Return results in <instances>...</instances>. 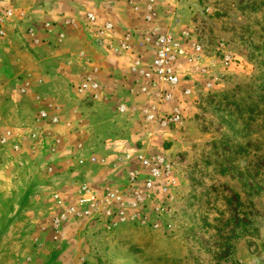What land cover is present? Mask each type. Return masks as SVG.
Returning <instances> with one entry per match:
<instances>
[{
    "label": "rangeland",
    "instance_id": "rangeland-1",
    "mask_svg": "<svg viewBox=\"0 0 264 264\" xmlns=\"http://www.w3.org/2000/svg\"><path fill=\"white\" fill-rule=\"evenodd\" d=\"M0 1L41 5L53 22L54 31L41 30L39 48H31L25 35L12 38L5 60L9 74L18 73L20 64L10 55L15 45L26 65L35 63L36 56L42 71L70 92L68 103L86 120L68 134L74 139L81 130L84 143L108 157L125 150L162 156L177 178L165 193L163 222L171 228L127 225L112 233L92 226L71 229L76 251L87 254L90 264H264V0H68L71 14L66 0ZM147 4L154 12L150 22L144 19ZM88 11L98 24L109 19L118 33L131 34L133 52L113 54L107 36L86 22ZM65 13L79 25L66 28L59 40L64 25L55 15ZM129 18L135 24L131 30ZM151 32L171 33L188 53L194 43L200 46L195 66L179 59L180 83L174 100L161 110L177 104L181 119L168 127L145 120L143 110L155 100L136 93L128 70L136 54L146 62L152 59V43L140 47ZM63 60L70 66L67 73L51 70ZM91 71L103 85L97 101L81 99L73 90L78 76ZM120 103L127 106L125 112L118 111ZM5 156L0 155V163ZM27 174L18 169L12 177V171L2 187L0 220H6L17 190L32 187ZM31 176L42 179L38 169ZM23 232L0 240V256L21 250Z\"/></svg>",
    "mask_w": 264,
    "mask_h": 264
},
{
    "label": "built area",
    "instance_id": "built-area-1",
    "mask_svg": "<svg viewBox=\"0 0 264 264\" xmlns=\"http://www.w3.org/2000/svg\"><path fill=\"white\" fill-rule=\"evenodd\" d=\"M137 10L138 6L134 5ZM144 19L150 22L154 12L150 4L146 6ZM15 9L5 2H0V37L5 36L6 28L13 21ZM22 16L21 13H18ZM86 22L95 25L101 36H107L110 51L118 56L133 52L129 34L118 33L115 25L109 19L98 24V18L92 11L85 16ZM63 25L67 27L78 26V21L73 18H64ZM41 26L46 32L53 31V22L43 20ZM29 36L34 38L32 28H28ZM65 33L59 32L58 38H64ZM151 42L153 56L149 62L143 60L137 54L132 58L129 65V75L135 82L136 93L150 96L155 101L143 110L145 120L154 122L162 127L176 124L181 119V109L177 104L162 108V105L170 104L174 100V91L180 83L179 59L185 57L187 62L196 65L200 60V46L192 45V53L174 38L171 33L158 32L144 35L143 42ZM230 60L224 58L225 64ZM97 72H85L78 76L74 85L77 97L89 101H97L101 98L102 83L96 76ZM25 87H21L24 92ZM134 91V92H135ZM189 89L185 92L189 93ZM39 108L36 114L29 119L22 130L14 131L7 129L0 133V147L10 146V149L19 153L23 146H36L37 144H58L60 137L74 129L80 128L78 124L71 126V121L62 119L60 116L62 106L53 100H39ZM159 107H157V106ZM119 112H125L128 108L120 103L117 107ZM80 124V120H78ZM77 137L70 144L69 158L78 167L101 168L109 175L101 185L80 183L77 192L71 197L53 193V203L59 209L58 213L51 218V226L57 233L60 226L68 221L74 222L81 228L92 226L105 232H114L116 229L135 225L152 230L161 228L169 229L171 224L164 223L165 195L169 194L170 188L175 187L177 178L169 162L162 156L148 155L141 150H125L119 154L108 157L106 155L81 154L83 140L81 130L76 131ZM25 144V145H24ZM50 144V150L55 151V146ZM49 171V169H48ZM121 176V180H113L115 175ZM167 192V194H165ZM173 194H170L171 196ZM80 264H90L85 254L78 256Z\"/></svg>",
    "mask_w": 264,
    "mask_h": 264
},
{
    "label": "crops",
    "instance_id": "crops-1",
    "mask_svg": "<svg viewBox=\"0 0 264 264\" xmlns=\"http://www.w3.org/2000/svg\"><path fill=\"white\" fill-rule=\"evenodd\" d=\"M66 1V10L69 12L72 9L69 10L70 3L68 0ZM79 2L77 1V3ZM12 7L15 9L16 14L13 21L7 25L5 36L0 37V133L7 129L22 130L29 119L36 114L40 106L39 100L56 101L62 106L60 113L62 119L68 117L72 119L74 117L73 119L76 122L72 120L73 124L83 127L86 120L84 119L85 115L81 114L79 108H75L71 103H68L70 92L59 82H55L46 70L43 72L42 65L38 66L35 56L36 51L33 54L29 53L35 56V58L33 57L35 63H31L29 60L26 65L23 58L19 59V51L14 45L13 49L15 51L11 48L10 55L13 56V61L19 62L20 69L18 73L9 74L11 68L5 60V54L10 51V49L8 51V48L12 47V38L25 35L31 48H39L38 46L42 44V38H40L43 29L41 22L48 19L41 5L35 4L31 8L18 7L17 5ZM18 13H21L22 16H19ZM71 13L73 12L67 14ZM69 16L71 17V15ZM69 16L66 13L61 16L55 15L61 21ZM73 19L77 20L76 18ZM129 20L130 25L127 28L131 30L130 27L135 24L132 18H129ZM28 28H32L34 38L37 41L29 36ZM66 28L70 27L64 25L62 31L64 32ZM7 38H9V43L6 46V43L2 44V42ZM55 66L58 68L53 69L51 67L52 71H58L59 69L60 72H63L64 69L67 73L70 69L66 60L61 61L60 66L54 65L53 67L55 68ZM45 68L47 67L45 66ZM21 87H25L26 90L21 92ZM71 119L68 118L67 120L71 121ZM78 120H80V124ZM60 139L61 142L55 145L46 141V143L37 144L36 146L31 145L27 148L23 146L19 153L13 152L9 145L0 147V155L9 157L7 159L5 156L4 161L0 163V179H2L0 180V200L4 193L2 187L7 183L6 181L11 180L8 177L12 171V177H15L18 169L22 172H29L27 174L28 180H31L33 184L31 188L24 186V188L17 190L18 198L8 206L6 220H0V240L4 239L7 234L24 231L20 235L21 250L14 255L7 256L8 258L0 256V264H3L4 261H7L6 264H80L78 256L85 254L81 249L76 251L77 248L74 246L76 239L68 235L69 230L80 229L81 226L68 221L60 226L57 233L53 230L51 218L59 211L53 203V193L57 192L61 196L71 197L76 194L78 184L95 183L101 185L106 181H110L108 179L109 175L101 168L95 170V168H90L87 165L78 167L69 158L70 144L74 139L70 134L61 136ZM50 144L55 146V151L50 150ZM83 146L81 154L89 155L91 152L104 154L97 153L94 148L88 147L84 141ZM37 169L42 179L35 181L31 173L33 171L37 172ZM110 177L113 180L122 181L121 176H118V174L115 175V178ZM28 227L29 230L26 231ZM57 245L59 248H57ZM47 246L52 247L49 249ZM85 255L87 256V254Z\"/></svg>",
    "mask_w": 264,
    "mask_h": 264
}]
</instances>
